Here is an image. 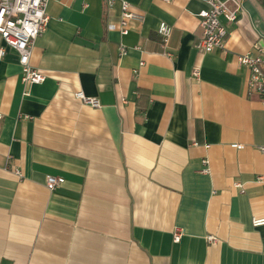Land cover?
Returning <instances> with one entry per match:
<instances>
[{"label":"crops","instance_id":"crops-1","mask_svg":"<svg viewBox=\"0 0 264 264\" xmlns=\"http://www.w3.org/2000/svg\"><path fill=\"white\" fill-rule=\"evenodd\" d=\"M127 1L142 19L122 34L119 3L49 0L40 83L0 34V264H264V96L238 60L264 45V0L208 53L204 0Z\"/></svg>","mask_w":264,"mask_h":264},{"label":"built area","instance_id":"built-area-1","mask_svg":"<svg viewBox=\"0 0 264 264\" xmlns=\"http://www.w3.org/2000/svg\"><path fill=\"white\" fill-rule=\"evenodd\" d=\"M107 8L110 10L117 3L121 7V17L118 23L108 22L109 30H118L122 34L129 33V22L134 19H142V15L133 11L131 4L127 0H104ZM170 1V0H162ZM207 7L199 13L201 37L195 42V47L202 53H208L216 49H223L228 37V30L222 22V18L229 21L238 20V12L242 8L241 0H204ZM49 0H0V34L5 44L13 48L19 55V63L22 67L21 80L25 85L40 83L46 79V75L31 63L33 48L38 37L45 31L48 23L46 8ZM158 32L161 35L162 42L166 45L172 35L173 27L165 21L159 24ZM256 50L257 53L253 51ZM127 48L122 46L121 53L125 54ZM6 53L4 47L0 48V58ZM170 54L169 52H167ZM240 63L250 69L248 79V89L250 94H259L264 96V45H254L252 50L238 56ZM199 69L193 71L195 76H199ZM78 98H82L91 105H99L95 98L86 97L80 91ZM3 120V114L0 112V124ZM242 148L243 145H235ZM259 149L264 152V145ZM17 174L20 171L16 170ZM259 181H264V176L258 177ZM65 179L49 175L46 184L49 189L54 190L64 183ZM241 188V184L237 183ZM243 191V189H241ZM253 225L258 227L264 225V217L254 218ZM181 231L177 229L174 234V240L179 241ZM208 239L215 242L214 235H209Z\"/></svg>","mask_w":264,"mask_h":264}]
</instances>
